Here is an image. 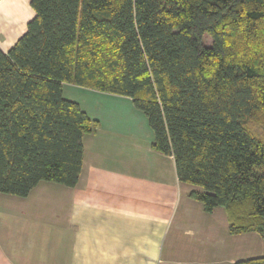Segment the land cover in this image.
Segmentation results:
<instances>
[{"label":"trees","instance_id":"16d2710c","mask_svg":"<svg viewBox=\"0 0 264 264\" xmlns=\"http://www.w3.org/2000/svg\"><path fill=\"white\" fill-rule=\"evenodd\" d=\"M0 49V194L73 187L98 129L62 84L129 97L230 234L264 238V0H30ZM208 34L211 43L204 42ZM234 264H264V256Z\"/></svg>","mask_w":264,"mask_h":264},{"label":"crops","instance_id":"0c3cea01","mask_svg":"<svg viewBox=\"0 0 264 264\" xmlns=\"http://www.w3.org/2000/svg\"><path fill=\"white\" fill-rule=\"evenodd\" d=\"M30 0H0V49L34 17ZM98 129L82 137L73 187L39 182L25 197L0 194V264H234L264 256L256 232L230 234L222 207L189 197L173 157L152 148L153 132L131 99L72 83Z\"/></svg>","mask_w":264,"mask_h":264},{"label":"rangeland","instance_id":"374dc122","mask_svg":"<svg viewBox=\"0 0 264 264\" xmlns=\"http://www.w3.org/2000/svg\"><path fill=\"white\" fill-rule=\"evenodd\" d=\"M204 42L206 43V44H210L211 43V38H210V36L208 35V34H205V36H204ZM42 182H47V181H42ZM49 183V182H48ZM198 188V187H197ZM199 189V188H198Z\"/></svg>","mask_w":264,"mask_h":264}]
</instances>
